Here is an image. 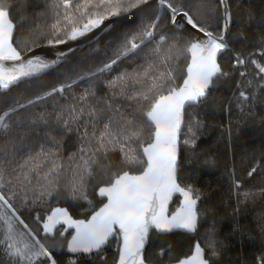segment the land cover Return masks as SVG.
Listing matches in <instances>:
<instances>
[{"label":"trees","instance_id":"1","mask_svg":"<svg viewBox=\"0 0 264 264\" xmlns=\"http://www.w3.org/2000/svg\"><path fill=\"white\" fill-rule=\"evenodd\" d=\"M2 2L22 54L65 40L91 19L148 4L57 68L0 90V119L7 125L0 127L1 204L14 227L43 248L30 264H115L118 250L108 246L90 256H71V233L66 239L59 233L43 237L40 225L56 207L88 219L104 203L97 196L100 187L124 172L145 169L143 148L155 132L147 113L182 84L196 38L189 27L174 25V15L184 11L195 26L221 37V0ZM227 3L223 74L206 100L187 109L181 136L178 179L200 199L199 228L193 235L153 232L145 255L152 264L178 262L197 242L212 264H264V0ZM235 57L246 66L235 65ZM153 81L160 86L153 88ZM177 207L176 201L171 210ZM4 233L0 223V264H27L9 253Z\"/></svg>","mask_w":264,"mask_h":264},{"label":"snow or ice","instance_id":"2","mask_svg":"<svg viewBox=\"0 0 264 264\" xmlns=\"http://www.w3.org/2000/svg\"><path fill=\"white\" fill-rule=\"evenodd\" d=\"M160 3L162 5L165 4V0H160ZM169 7L171 6L169 5ZM184 15L187 17V13H184ZM8 16L9 13L4 9L3 2L0 0V59L19 60V53L10 43L11 32L14 26L8 20ZM188 22L192 23L191 18L188 19ZM90 23L98 25L101 21L97 19ZM193 26L195 27V25ZM88 27V25H85L86 30ZM78 34L82 33H73V38ZM146 35L150 36L151 33H146ZM208 35L211 37L210 33ZM220 40H223V37H220ZM137 46L135 43L132 44V48H136ZM224 47L225 44L218 43L215 39H211L203 48H201L200 44H192L193 62L188 71L193 75L189 76L188 82L185 83V87L181 91H173L172 95L161 96L147 113L148 118L155 123L157 128L156 143L151 145L150 148L145 149V152L148 154L147 171L139 177L128 178L125 175L122 180L116 181V186L109 193L113 198L112 203L101 214L99 223L87 228L82 233L81 238L74 241L73 250L83 248V250L88 251L93 247H99L111 232V226L118 224L124 232V249L126 254L133 257V264H136L137 260H139V264H143V261L140 259V249L143 247L144 235L147 232V213L152 208L153 195L159 194L162 208L163 202L171 191H181L175 184L174 178L176 160L175 141L180 123L181 109L185 101L196 102L200 97L205 95L209 78L219 71L215 63V54ZM197 51L200 53L206 51L207 54L197 57ZM110 67V65H106L105 69ZM105 69H100V71H104ZM21 75H28V73L21 70L20 73L10 76L8 82L15 81ZM145 75H147V70ZM120 79L123 80L124 78L121 77ZM0 82H2V78H0ZM8 82H2V86L6 88ZM159 86L153 81V88ZM148 98L147 95H143V99L147 100ZM4 115H7V113ZM0 127L7 128L2 119H0ZM105 129H108V125H105ZM132 135L134 136L136 133L132 132ZM100 140L103 142L104 136H101ZM95 162L93 161V163ZM183 194L187 198V210L185 214L179 219L173 217V221H176L173 224L167 219L158 217L153 213L151 221L156 224L157 228L169 229L175 226L189 231L195 230L196 214L193 210L195 201L189 197L188 192H184ZM93 219L95 220L96 218L94 217ZM14 255H20V253L16 252ZM201 255L202 250L197 246L194 260L198 261V264H208L207 260L200 259ZM121 264H123V260Z\"/></svg>","mask_w":264,"mask_h":264},{"label":"water","instance_id":"3","mask_svg":"<svg viewBox=\"0 0 264 264\" xmlns=\"http://www.w3.org/2000/svg\"><path fill=\"white\" fill-rule=\"evenodd\" d=\"M158 1V0H154ZM221 3L223 5L224 15H225V27H224V34L223 40H220V37H216L212 35L209 37L207 31L198 28L197 26H193V23H189L187 17L184 15V11L176 12L174 15V25L178 27L187 26L189 27L196 35L195 40L192 44H200L201 48L204 47L205 44H208L211 39H215L218 43L225 44V47L223 49H220L215 54V63L217 64L219 71L215 72L210 78L207 88L205 89V95L203 97H200L196 102L191 101H185L183 108L180 112V123L178 130L176 132V141H175V153H176V160H175V172H174V178H175V184L181 191L173 190L167 195V199L163 202V207L161 208V200L159 198V194H154L152 199V208L149 209L147 213V232L144 235L143 240V247L140 249V259L143 261V264H152L147 262L146 260V251L150 243L151 236L153 232L157 233L158 235H169L172 233H184V234H190L193 235L197 232L199 228V219H198V211L200 207V199L193 196V194L184 188L179 183V169H180V157H181V136L185 125V118H186V111L189 107L192 106H198L202 103V101L206 100L208 97L209 90L212 88L214 81L220 77L223 74V69L220 64L221 57L227 52L228 45H227V37L229 32V24L227 22V18L229 15V7L227 0H221ZM148 4L138 7L134 9L130 13L120 14L115 13L108 17H101V18H94L86 22L82 27L75 29L72 31V33L62 41L57 42H50L47 44H43L40 46H37L26 53L22 54L17 50V48L14 45V37L16 33V25L13 22V20L10 17V13L8 16V20L11 21L13 24V29L11 32V46L16 49V51L19 53L20 59H0V78H2V82H8V79L12 75H16L23 70L24 72H27L28 75H21L18 79L12 82H8V86L5 88L2 86V82H0V90L1 92H8L12 87L18 85L19 83L23 81H28L34 78L41 77L42 75L50 72L51 70L57 68L62 63V60L72 54L74 51L78 49H83L87 45H90L98 39L103 36L106 32L112 29L113 25L116 22L125 20L129 17H132L133 15L137 14L139 11H141L144 7H146ZM7 11V10H6ZM99 19L101 21L98 25H92L90 22L93 20ZM85 25H88V29H85ZM73 33H82L78 34L73 38ZM191 44V46H192ZM190 46V60L188 63V66L186 68V76L182 82V84L179 86V88L173 89L175 92L181 91L185 87V83L188 82L189 76L193 75L192 73H189L188 69L192 66L193 62V52L191 51ZM206 51L204 53H200L197 51V57L200 55H206ZM173 91L164 95H172ZM160 99V98H159ZM158 99V100H159ZM157 100V101H158ZM148 121L154 126L155 132H154V138L151 143L146 145L143 148V155L146 160V167L145 169L140 173H131L129 171L122 173L120 176L116 177L114 181L110 185H106L103 187H100L97 191V196L99 200L104 201L101 207H99L95 212H93L88 219H76L72 216L71 212L67 207H56L54 208L51 213L45 218V220L41 223V229H42V236L43 237H49V238H55L57 233H59L60 237L62 239H66L68 234L71 233V236L69 237L67 241V253L71 256H78V255H85L90 256L92 254L101 252L105 250L110 242L115 238L116 233L119 232L120 234V245L118 250V257L115 264H121V261L123 260V264H133V257H130L126 254L124 249V232L122 229H120L118 224H113L111 226V232L107 235L106 239L103 243L100 244L99 247H93L88 251L83 250V248H77L76 250H73L74 248V241H77L81 238L82 233L89 227L94 226L95 224L99 223L101 219V214L103 211L112 203V195H110V190L113 189L116 186L117 180H122L125 175H127L128 178H135L142 176L148 168V154L145 152V149L150 148L151 145L156 143V125L153 121H151L147 116ZM184 192L189 193V197L195 201L194 205V212L196 214V221H195V230L189 231L182 227H170L169 229H161L157 228L156 224L151 221V216L153 213H155L158 217H162L164 219H167L168 221L172 222L173 224L176 223V221H173V217L180 218L182 217L186 210H187V198L184 196ZM180 198L179 206L176 210L172 211L171 208L175 203L176 198ZM96 218L95 220L93 218ZM199 246V248L202 250V255L200 259H205L208 261V264H211L210 261L206 258V251L201 246L199 242H197L194 246L193 253L183 259H181L178 262L171 263V264H198V261L194 260V257L196 256V248ZM165 250H162L160 252V257L164 256ZM136 264H139V260L136 261Z\"/></svg>","mask_w":264,"mask_h":264},{"label":"rangeland","instance_id":"4","mask_svg":"<svg viewBox=\"0 0 264 264\" xmlns=\"http://www.w3.org/2000/svg\"><path fill=\"white\" fill-rule=\"evenodd\" d=\"M179 11V10H178ZM176 11V12H178ZM175 12V11H174ZM172 12V14H174ZM239 63H243L242 67L246 66V60L240 57H235ZM235 60V61H236ZM1 197V196H0ZM0 199V223H2V228L4 230V242H6V248L9 253L14 255V253L19 252L20 255H14L20 258L23 262L30 264L37 260L41 256V251L43 248L41 246H36L31 240L27 238L19 229L14 227L13 216L8 214V211L1 204ZM119 232H117L116 237L110 242L109 246L116 251L117 244L119 242ZM74 261V259H71Z\"/></svg>","mask_w":264,"mask_h":264},{"label":"built area","instance_id":"5","mask_svg":"<svg viewBox=\"0 0 264 264\" xmlns=\"http://www.w3.org/2000/svg\"><path fill=\"white\" fill-rule=\"evenodd\" d=\"M235 65H237V66H243L244 64L243 63H239V61H235ZM117 234V233H116ZM116 237V236H115ZM118 240H119V242H118V244H117V248H116V250H119V245H120V235H119V238H118ZM72 263H74L75 262V260L74 261H71Z\"/></svg>","mask_w":264,"mask_h":264},{"label":"flooded vegetation","instance_id":"6","mask_svg":"<svg viewBox=\"0 0 264 264\" xmlns=\"http://www.w3.org/2000/svg\"><path fill=\"white\" fill-rule=\"evenodd\" d=\"M178 202V206H179V203H180V198L178 197V198H176L175 199V202ZM194 250V249H193ZM206 251V250H205ZM193 253V252H192ZM206 258H207V251H206ZM208 259V258H207ZM209 260V259H208ZM210 261V260H209ZM210 263H211V261H210ZM212 264V263H211Z\"/></svg>","mask_w":264,"mask_h":264}]
</instances>
